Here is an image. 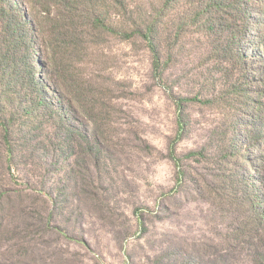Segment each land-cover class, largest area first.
<instances>
[{
	"label": "rangeland",
	"instance_id": "rangeland-1",
	"mask_svg": "<svg viewBox=\"0 0 264 264\" xmlns=\"http://www.w3.org/2000/svg\"><path fill=\"white\" fill-rule=\"evenodd\" d=\"M122 1L135 17L107 11L117 33L80 19L39 35L35 73L23 47L0 64V264H264V145L247 152L261 141L245 84L264 65V0L240 41L236 0H174L154 31L158 72L125 34L166 0Z\"/></svg>",
	"mask_w": 264,
	"mask_h": 264
},
{
	"label": "trees",
	"instance_id": "trees-1",
	"mask_svg": "<svg viewBox=\"0 0 264 264\" xmlns=\"http://www.w3.org/2000/svg\"><path fill=\"white\" fill-rule=\"evenodd\" d=\"M24 0L25 3L29 4L32 8L31 21L26 18V16L21 15L18 9V0H0V35L3 37V43H6L5 49L7 50L3 54L1 65L4 66V69H8L15 66L16 56L21 48H25L28 51L29 55V64L31 72H36V62L33 59V53L36 52L37 41L40 34H47L51 29L52 36L55 37V40L59 37H65V34H61L68 27H76L81 20H84L87 26L92 27L94 31L101 30L106 33H117L110 26V23L107 19L105 13L110 10H114L118 16L125 17H135L134 12L131 11L129 5L126 4V1L122 0ZM174 0H166L163 4L161 10L157 13L155 18L149 25L143 30V24L139 25V21L133 23L132 34L126 33V38L131 37H141L143 38L150 46L153 54V66L154 70L158 72L161 67V54L158 51L157 47L154 46V31L157 24L165 18L168 9L170 8ZM213 2H218L219 7H224L223 3L225 0H212ZM211 1L210 8H218V3L213 4ZM252 0H236L234 2H228V9H235L243 6L245 9L244 15L246 18L245 26L237 32V36L240 37L238 41L243 38L249 37L253 29V25L259 23V16L256 14L252 17L250 14V3ZM264 7V6H263ZM85 10H88L85 12ZM264 18V17H263ZM132 20V19H130ZM73 25V26H72ZM260 29L258 33L260 34ZM68 36V35H67ZM264 40V39H263ZM258 43L261 50L264 53V41ZM237 41V43H238ZM49 61V60H48ZM65 62V61H64ZM67 65V63L65 62ZM245 64H248L245 61ZM64 65V63H63ZM68 66V65H67ZM262 71L257 72L251 68H248V76L245 77V84L248 89L246 92L251 95L249 102H251L252 107L256 108V111L253 116L250 118V123L254 133L252 134L251 141L258 140L261 141L258 145H250L249 150H254L257 146L264 145V136H261L258 133V129L264 127V65L262 66ZM261 73L262 78L258 79V74ZM263 86V88H261ZM189 99H179L176 101L179 112L183 109V103H187ZM185 126L180 120L179 129L180 132L177 135V138L174 142L178 143L182 140V130ZM6 138L8 136V130L4 128ZM172 158L175 159L174 149H172ZM195 155V154H192ZM256 159H262L264 164V157L261 156ZM246 163L250 164V161L247 160ZM248 169V167L246 166ZM253 186L257 184L256 179H249ZM249 182V181H246ZM82 243V242H77Z\"/></svg>",
	"mask_w": 264,
	"mask_h": 264
}]
</instances>
